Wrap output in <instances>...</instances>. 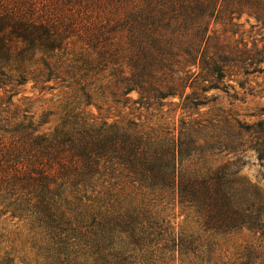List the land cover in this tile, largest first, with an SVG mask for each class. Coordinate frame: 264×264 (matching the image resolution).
<instances>
[{
	"label": "trees",
	"instance_id": "trees-1",
	"mask_svg": "<svg viewBox=\"0 0 264 264\" xmlns=\"http://www.w3.org/2000/svg\"><path fill=\"white\" fill-rule=\"evenodd\" d=\"M245 15L264 24V0H0V239L20 227L47 264H221L226 236L264 238L242 175L264 120L201 113L228 72L258 71L230 36ZM29 83L53 107L18 104ZM170 104L198 116L177 125Z\"/></svg>",
	"mask_w": 264,
	"mask_h": 264
},
{
	"label": "rangeland",
	"instance_id": "rangeland-1",
	"mask_svg": "<svg viewBox=\"0 0 264 264\" xmlns=\"http://www.w3.org/2000/svg\"><path fill=\"white\" fill-rule=\"evenodd\" d=\"M238 27L235 28L237 34L232 36V40L238 42L242 49L248 51L250 58L257 59L258 71L245 76H239L234 73L228 72L226 77L221 83V87L227 86L229 92L223 90H212L205 94L208 96V102L201 107V113H213L219 110L230 111L233 116L240 120L245 125H253L259 121L264 120V24L258 22L254 17L245 15L236 21ZM217 28L222 29L219 25ZM229 31V30H228ZM241 42V43H240ZM240 43V44H239ZM19 94L14 98L18 104H28L31 101V110L38 113L40 108L47 109L53 107L54 102L59 94L53 95V92L47 91L40 92L39 88H35L33 83L19 88ZM191 91H189L190 93ZM43 96V97H41ZM135 96V95H134ZM39 97H41L39 99ZM170 101V100H169ZM179 100H174L178 102ZM169 112V120L176 122L178 125L180 120H188L197 117L195 110H182L177 105H168L164 109ZM95 114H98L96 108H92ZM130 112V110L126 109ZM140 112H135L134 115L125 119V124L131 119L140 118ZM143 122L140 125L149 124V120L156 121L155 117L142 114ZM148 118L149 120L145 119ZM50 123L45 125V128L53 127L56 124V119L52 117ZM138 121V120H137ZM168 121V119H167ZM147 122V123H146ZM248 141H253L254 137H247ZM245 165L242 168V175L247 177L252 183L257 184L264 196V164L257 159V155L248 151L244 158ZM186 214L180 208L175 211V222L184 224ZM4 236L0 242L6 243L7 250L12 253L15 258V264H47L46 254L33 248L27 232L20 230L12 223L5 224ZM259 236L254 235L248 231L226 236L222 240L223 246L221 249V264H241L246 259L245 255L250 253V246H261L257 256L250 255V261L253 264H264V238L260 239ZM258 238V239H257Z\"/></svg>",
	"mask_w": 264,
	"mask_h": 264
}]
</instances>
